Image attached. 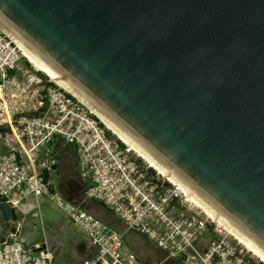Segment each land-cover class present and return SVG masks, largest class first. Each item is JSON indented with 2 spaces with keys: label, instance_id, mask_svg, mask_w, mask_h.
Wrapping results in <instances>:
<instances>
[{
  "label": "water",
  "instance_id": "95a60500",
  "mask_svg": "<svg viewBox=\"0 0 264 264\" xmlns=\"http://www.w3.org/2000/svg\"><path fill=\"white\" fill-rule=\"evenodd\" d=\"M0 23L264 250V0H0ZM21 222L0 196V244Z\"/></svg>",
  "mask_w": 264,
  "mask_h": 264
},
{
  "label": "built area",
  "instance_id": "2783aa9c",
  "mask_svg": "<svg viewBox=\"0 0 264 264\" xmlns=\"http://www.w3.org/2000/svg\"><path fill=\"white\" fill-rule=\"evenodd\" d=\"M21 61L26 60L0 30V122L9 128V133H0L8 149L0 155V196L14 209H21L28 197L53 202L95 249L81 264H138L120 233L78 206L55 199V189L44 174L55 166L49 148L59 139L76 149L80 177L88 181L83 199L100 203L126 230L146 237L168 258L183 264H261L187 202L180 190L129 151L76 99L51 81L40 85V80L26 72H21L19 79ZM53 262L47 246H30L18 233L0 244V264Z\"/></svg>",
  "mask_w": 264,
  "mask_h": 264
},
{
  "label": "crops",
  "instance_id": "0c3cea01",
  "mask_svg": "<svg viewBox=\"0 0 264 264\" xmlns=\"http://www.w3.org/2000/svg\"><path fill=\"white\" fill-rule=\"evenodd\" d=\"M20 67L21 70L18 75L14 73L19 79L22 78L21 72H26L25 74L36 79L35 76L29 75L28 71H23L21 64ZM39 89H41L40 86ZM0 133H9L7 124L0 122ZM63 147L69 148L63 149ZM71 148L76 150L73 146L67 145L59 139L58 141L55 140L52 142L51 149L49 148L52 152V157L53 153L55 155V158L53 157V159H55V166L49 174L45 173L44 175H46L47 180L51 182V173L55 174L57 178L56 188L53 186L55 191L64 195V199L72 206H78L81 208V205L83 204V210L86 213L94 216L112 230L121 233L124 246L136 258L137 262L140 260L151 262L154 259L165 257L167 254L158 249L155 244L149 241L146 237L136 232L126 230L124 224L100 203L83 199V190L86 185L78 171V157L77 160L73 161L65 152L71 150ZM7 152V147L0 140V155H4ZM40 155L42 157V150L40 151ZM73 175H76V178H79L81 186V190L79 191L74 188L75 181ZM40 206H42V198L35 200L32 197H28L23 201L21 209L18 210L22 217L21 225L18 228L19 236L25 238L30 246H47L53 255V264H81L84 260L93 256L95 249L91 246L86 235L77 225L72 223L65 216L57 223L47 224V227L44 228L45 231L40 242L37 237L38 217L41 219L40 232H42V210H39Z\"/></svg>",
  "mask_w": 264,
  "mask_h": 264
},
{
  "label": "bare ground",
  "instance_id": "6f19581e",
  "mask_svg": "<svg viewBox=\"0 0 264 264\" xmlns=\"http://www.w3.org/2000/svg\"><path fill=\"white\" fill-rule=\"evenodd\" d=\"M0 30L8 36L12 42L16 45L21 55L27 59L29 64L37 71L45 74L47 79L54 83L57 87L63 90L65 93L72 96L79 103H81L88 111L101 123V125L116 137L125 147L129 149L136 157L146 164L155 173L156 171L162 176H159L169 184L176 187L184 194L187 202L193 207L198 209L201 213L204 212L211 221L202 213L211 223L216 227H222L228 233L227 235L235 239L245 249L253 255L261 264H264V250L259 247L254 241L247 237L237 227H235L230 221H228L223 215H221L212 205H210L205 199H203L194 189L188 186L185 182L178 179L173 173L161 165L152 155H150L139 143H137L132 137L128 136L122 131L116 124H114L108 117L98 111L93 105H91L80 93H78L67 81L61 79L46 63L40 59L14 32L8 30L0 23ZM144 163V162H143ZM146 165V166H147ZM147 166V167H148ZM167 179V180H166ZM218 225V226H217ZM218 227V228H219ZM220 229V228H219ZM257 257H256V256ZM261 259V262L259 260Z\"/></svg>",
  "mask_w": 264,
  "mask_h": 264
},
{
  "label": "rangeland",
  "instance_id": "374dc122",
  "mask_svg": "<svg viewBox=\"0 0 264 264\" xmlns=\"http://www.w3.org/2000/svg\"><path fill=\"white\" fill-rule=\"evenodd\" d=\"M24 59L26 60L25 62L24 61H21V66L23 67V70L24 71H28L29 72V75L31 76H35L36 79L40 80L41 84L40 85H47V83L51 84V82L47 79V76L37 70H35L30 64L29 62L27 61V59L24 57ZM39 73V74H37ZM28 75V74H27ZM112 138V137H111ZM56 141H58V139H56ZM69 147H63V149H68ZM50 149H51V145H50ZM42 150V149H41ZM53 157L55 158V155L53 153ZM145 165L146 162L143 161ZM148 166V165H147ZM149 167V166H148ZM157 174H159L157 171H156ZM49 174V173H48ZM160 175V174H159ZM161 176V175H160ZM51 184L52 186H54L56 188L57 186V178L55 176L54 173H51ZM162 177V176H161ZM167 180V179H166ZM83 182H85V185L88 184V181L87 180H84ZM57 190V189H56ZM58 191H55V199L56 200H60L62 202H64L65 204L68 205L67 201L60 195V193ZM39 210L41 211L42 210V232L41 231V219L40 217H38V221H37V226H38V238H39V241L41 242L42 238H43V233H44V228L47 227V224L51 223H57L58 221H60L61 219L64 218V214L61 210H59L56 205L45 199V198H42V206L39 207ZM204 213V212H202ZM204 215L211 221V219L204 213ZM212 222V221H211ZM218 226V225H217ZM219 227V226H218ZM221 230L225 231L226 233H228L225 229H223L222 227H219ZM229 234V233H228ZM230 235V234H229ZM252 253V252H251ZM253 254V253H252ZM256 256V255H255ZM257 257V256H256ZM259 260L261 261V259L259 258ZM263 262V261H261Z\"/></svg>",
  "mask_w": 264,
  "mask_h": 264
},
{
  "label": "trees",
  "instance_id": "16d2710c",
  "mask_svg": "<svg viewBox=\"0 0 264 264\" xmlns=\"http://www.w3.org/2000/svg\"><path fill=\"white\" fill-rule=\"evenodd\" d=\"M39 74V73H37ZM40 75V74H39ZM71 146V145H70ZM74 147V146H73ZM75 148V147H74ZM67 153V155L69 156V158L73 161L77 160V154H76V150H74L73 148H71V150H67L65 151ZM142 160V159H141ZM160 176V175H159ZM74 177V188L77 189L78 191L81 190V186H80V183H79V178H76L77 176L76 175H73ZM45 179H47L46 175H45ZM119 233V232H118ZM121 234V233H120ZM123 240V238H122ZM124 243V242H123Z\"/></svg>",
  "mask_w": 264,
  "mask_h": 264
}]
</instances>
